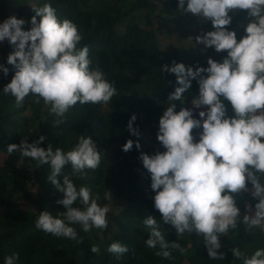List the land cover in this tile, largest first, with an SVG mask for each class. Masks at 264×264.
I'll return each instance as SVG.
<instances>
[{
    "label": "clouds",
    "instance_id": "9594fccd",
    "mask_svg": "<svg viewBox=\"0 0 264 264\" xmlns=\"http://www.w3.org/2000/svg\"><path fill=\"white\" fill-rule=\"evenodd\" d=\"M186 5V6H185ZM34 15L30 21L9 16L0 23V42L7 40L14 51L7 63L15 69L11 81L3 87L4 95L15 99L17 108L24 106L29 96L39 104L43 100L50 115L56 119L54 128L67 122V114L79 103L108 104L119 95L104 72L93 67L90 49L81 46L83 35L72 20L58 18L50 3L32 7ZM181 14L210 21L213 30L202 32L189 41L213 48L215 52H226L221 61L207 60V67L186 66L172 61L161 71L176 76L175 90L171 92L162 116L159 118L157 140L164 151L149 155L141 152L139 160L150 174L154 208L161 214L160 222L175 229L177 242L166 239L158 220L153 215L142 219L149 229L145 246L153 249L154 255L173 259V251L185 254L186 248L178 242L186 233L202 238L208 256L223 260L220 237L244 226L245 232L259 229L264 232V0H178ZM235 10L247 13L248 23L244 35L238 40L236 31L229 30ZM30 24L24 30L25 24ZM7 76L8 68L0 65ZM196 80L198 95L191 99L188 107L185 93ZM182 107L177 111V104ZM227 101L232 110L228 115ZM195 110H199L196 118ZM133 114L128 122L131 135H141L133 123ZM198 130V140L193 134ZM44 135L31 143L27 138L19 144H9L7 152H18L20 157L30 158L38 166L48 165V181L62 194L56 200L65 211L55 216L48 210L40 212L35 220L36 229L57 238H67L79 243L74 225L83 232L93 228L108 227L106 203L101 206L99 194L93 195L90 187L73 181L86 176V169L100 166L102 154L90 135H79L70 150L52 145L42 147ZM141 148L139 140H127L124 152ZM19 166V165H18ZM66 166L71 173L64 174ZM249 183L251 188L248 187ZM250 192L258 202L254 210L245 204L246 214H241L236 196ZM113 198L110 191L104 200ZM79 202L80 206H74ZM91 252H99L96 245ZM128 247L118 241L106 249L117 257L128 252ZM233 257L241 264H264V248L251 255L239 247L231 249ZM19 254L4 257V264H18Z\"/></svg>",
    "mask_w": 264,
    "mask_h": 264
},
{
    "label": "trees",
    "instance_id": "16d2710c",
    "mask_svg": "<svg viewBox=\"0 0 264 264\" xmlns=\"http://www.w3.org/2000/svg\"><path fill=\"white\" fill-rule=\"evenodd\" d=\"M8 2L0 0V23L9 16L30 21L34 15L32 7L44 3L56 9L58 18L76 23L83 35L81 46L87 45L90 49L92 66L104 72L119 95L106 105L77 103L67 114V122L54 128L52 122L56 118L49 114L43 100L35 104L34 98L29 96L24 106L17 108L15 98L3 94V87L15 74L14 67L7 63L14 47L7 40L0 42V65L9 70L7 76L0 71V264H4L5 256L13 253L19 254L18 264H241L233 257L232 248L239 247L248 255L264 248V232L258 228L245 232L242 224L228 236L220 237L218 253H224L223 260L210 258L202 238L194 233H186L178 241L187 251L183 255L173 251V259L155 256V250L144 243L150 231L142 224L147 215L156 217L166 239L178 240L175 229L160 222L161 214L151 198L154 193L150 188V174L139 160L141 152L152 155L164 151L156 138L159 118L168 104V95L177 85L175 74L161 69L164 65L170 67L172 61L194 68L207 67L208 56L221 61L226 52L217 53L213 48L195 44L194 39L188 40V37L195 38L213 30L210 21L181 14L177 10L178 0ZM229 14L232 16L229 30L236 31L239 40L249 22L247 13L235 10ZM23 28L28 30L30 24L26 23ZM165 36L175 37L178 46L164 47L161 38ZM188 43L192 45L187 49ZM198 90V83L193 80L184 94L188 107H193L191 99L198 95ZM175 103L179 111L182 105ZM225 104L231 116V106L227 101ZM198 112H194L196 118H199ZM133 114L136 115L133 127H138L139 137L131 135L127 127ZM197 132L193 130L198 140ZM41 135L46 137L41 146L47 148L51 144L53 151L57 147L70 150L79 135H90L102 154L97 169H86V176L73 175L72 179L78 187L83 184L91 188L93 195L99 194L101 206L109 205L108 227L93 228L85 233L79 225H74L78 238H82L79 243L36 229L35 220L40 212L48 210L55 216L65 211L56 203L62 194L47 179L48 165L38 166L34 160L20 157L18 152L11 155L7 152L9 144H19L25 138L31 143ZM129 139L139 140L141 148L137 150L134 143L132 150L124 152L122 146ZM69 173L71 167L66 166L64 174ZM248 187L251 188L250 183ZM107 190L113 198L106 201ZM236 202L243 215L246 214L245 204H250L254 210L258 201L247 192L237 195ZM74 206H80L79 202ZM115 241L127 245L128 252L119 257L108 253L107 247ZM92 245H96L99 252H91Z\"/></svg>",
    "mask_w": 264,
    "mask_h": 264
},
{
    "label": "rangeland",
    "instance_id": "374dc122",
    "mask_svg": "<svg viewBox=\"0 0 264 264\" xmlns=\"http://www.w3.org/2000/svg\"><path fill=\"white\" fill-rule=\"evenodd\" d=\"M7 1H9L8 3L10 4L11 3V0H7ZM11 8V6H9V9ZM14 13V12H13ZM13 13H11V14H13ZM173 30H174V28H173ZM197 30V29H196ZM203 30V29H202ZM194 31H195V29H194ZM204 31V30H203ZM161 43L164 45V47H166V48H168V49H170V48H174V47H176V46H178V43L176 42V39H175V37H173V36H171V37H168V36H165V39L164 38H161ZM188 46H186V48L188 49V48H190V46L189 45H192V43H188L187 44ZM210 56H208L207 57V60H208V58H209Z\"/></svg>",
    "mask_w": 264,
    "mask_h": 264
}]
</instances>
